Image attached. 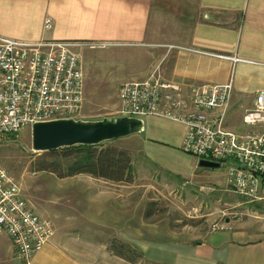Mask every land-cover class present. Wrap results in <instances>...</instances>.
<instances>
[{
    "label": "crops",
    "instance_id": "crops-1",
    "mask_svg": "<svg viewBox=\"0 0 264 264\" xmlns=\"http://www.w3.org/2000/svg\"><path fill=\"white\" fill-rule=\"evenodd\" d=\"M153 3L0 0V35L29 42L53 40L126 47L134 54L126 59L128 70L121 84L144 81L152 75L183 87L225 85L232 79L231 109L241 110L242 117L253 107L256 94L264 92V0H198L202 12L192 26L187 45L149 39ZM45 19L51 21L47 31L43 29ZM233 57L241 62L234 63L230 59ZM229 126L239 129L240 121L234 128L231 122ZM184 135L185 128L179 123L145 118L141 152L159 169L181 177V167L167 161L171 154L182 152ZM133 170L131 183L87 175L70 177L88 180L67 183L70 227L60 234L56 227L32 264H136L111 253L109 244L113 239L136 248L145 264H264V237L254 239L236 230L190 238L184 232L169 230L161 221L150 220L153 216L146 220L139 203L137 212L134 192L140 188L144 194L153 188L142 180L139 185L136 182L140 174L149 179L152 173L144 167ZM158 187L154 188L157 192Z\"/></svg>",
    "mask_w": 264,
    "mask_h": 264
},
{
    "label": "built area",
    "instance_id": "built-area-1",
    "mask_svg": "<svg viewBox=\"0 0 264 264\" xmlns=\"http://www.w3.org/2000/svg\"><path fill=\"white\" fill-rule=\"evenodd\" d=\"M51 28L45 19L43 29ZM107 45L0 35V139L34 123L78 119L84 103V75L76 48ZM234 63L239 59L230 58ZM232 79L225 85L183 87L152 75L127 82L117 92L119 116L157 117L185 128L181 150L198 162L224 165L226 185L250 201L264 199V92L256 94L240 128L232 130ZM226 227H213L212 231ZM54 235L50 221L28 205L18 184L0 163V236H6L21 264H32Z\"/></svg>",
    "mask_w": 264,
    "mask_h": 264
},
{
    "label": "rangeland",
    "instance_id": "rangeland-1",
    "mask_svg": "<svg viewBox=\"0 0 264 264\" xmlns=\"http://www.w3.org/2000/svg\"><path fill=\"white\" fill-rule=\"evenodd\" d=\"M201 12L198 0H154L149 39L157 43L187 45L192 26ZM75 51L80 56L85 84L83 109L78 120L93 122L119 116L117 92L128 70L126 59L134 54L133 51L126 47H81ZM240 112L239 109L237 112L230 110L231 127L239 124ZM140 135L142 132L110 143L129 153L135 171L144 167L152 173L149 179L141 178L140 174L136 181L138 185L142 180L153 187L145 192L146 195L140 188L134 192L137 193V212L138 203L144 213L148 204L154 202L155 214L150 220L161 221L169 230L184 232L190 238L236 230H243L254 239L264 237V199L250 201L228 188L224 165L218 169L199 168L194 157L180 151L171 154L167 161L183 170L181 177H176L145 159ZM41 155L32 149L30 128L0 139V163L18 184L29 207L41 218L49 220L54 232L57 227L60 234L61 230L70 227L72 215L66 200L67 183L88 180L83 176L60 179L50 172L35 171L33 164ZM156 186L160 191L154 189ZM140 192L142 194L138 195ZM220 226L226 230L212 231L213 227ZM143 262L141 258L136 264H145ZM0 264H21L6 236H0Z\"/></svg>",
    "mask_w": 264,
    "mask_h": 264
},
{
    "label": "trees",
    "instance_id": "trees-1",
    "mask_svg": "<svg viewBox=\"0 0 264 264\" xmlns=\"http://www.w3.org/2000/svg\"><path fill=\"white\" fill-rule=\"evenodd\" d=\"M95 146H72L55 151L44 152L33 164L35 171L50 172L58 178H70L87 175L94 179L114 183H131L133 181V165L129 153L110 143ZM109 143V144H108ZM145 211V219L155 214L156 204L151 202ZM111 253L130 263H136L142 254L132 246L118 239L110 241Z\"/></svg>",
    "mask_w": 264,
    "mask_h": 264
},
{
    "label": "water",
    "instance_id": "water-1",
    "mask_svg": "<svg viewBox=\"0 0 264 264\" xmlns=\"http://www.w3.org/2000/svg\"><path fill=\"white\" fill-rule=\"evenodd\" d=\"M144 121L132 117H111L100 121L59 119L34 123L32 149L50 152L72 146H95L143 132ZM199 168L218 169V163L199 161Z\"/></svg>",
    "mask_w": 264,
    "mask_h": 264
}]
</instances>
